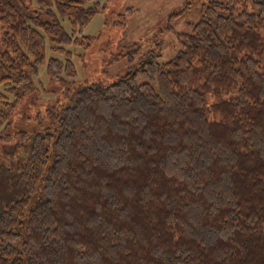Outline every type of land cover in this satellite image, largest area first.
I'll list each match as a JSON object with an SVG mask.
<instances>
[{
  "label": "trees",
  "instance_id": "1",
  "mask_svg": "<svg viewBox=\"0 0 264 264\" xmlns=\"http://www.w3.org/2000/svg\"><path fill=\"white\" fill-rule=\"evenodd\" d=\"M253 1H211L172 59L79 88L53 131L19 132L0 160V264H264V0ZM101 6L0 0V125L48 48L62 56L47 61L51 80L77 76L68 46H90Z\"/></svg>",
  "mask_w": 264,
  "mask_h": 264
},
{
  "label": "rangeland",
  "instance_id": "2",
  "mask_svg": "<svg viewBox=\"0 0 264 264\" xmlns=\"http://www.w3.org/2000/svg\"><path fill=\"white\" fill-rule=\"evenodd\" d=\"M100 1V11L83 32L94 38L90 41V46H68L73 52L72 60L77 68V76L64 75L63 78L51 80L47 74V61L50 57L62 56L48 48L46 61L39 66L38 74L33 77L32 87L24 98L14 107L4 106L8 117L0 125L2 162H10L9 152L19 142L20 131L28 134L53 131L55 121L52 112L67 103L74 91L93 83L110 85L120 76L138 69L145 59H155L160 63L172 59L184 49L186 34L191 33L200 20L202 8L211 1L227 0ZM242 4L239 2L238 6L241 7ZM246 5L250 11L255 8L253 0H246ZM63 25L71 31L67 19L63 21ZM1 38L0 24V50L3 49ZM135 43L139 44V48L131 56L127 54V47ZM118 54L121 56L116 60L114 57ZM137 80L150 81L141 72ZM6 94L9 98V94Z\"/></svg>",
  "mask_w": 264,
  "mask_h": 264
}]
</instances>
